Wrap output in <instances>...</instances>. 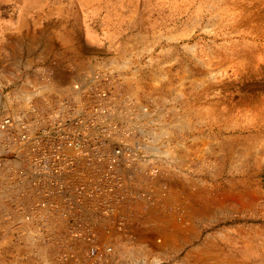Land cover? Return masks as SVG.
I'll return each instance as SVG.
<instances>
[{"label": "rangeland", "instance_id": "obj_1", "mask_svg": "<svg viewBox=\"0 0 264 264\" xmlns=\"http://www.w3.org/2000/svg\"><path fill=\"white\" fill-rule=\"evenodd\" d=\"M89 74L84 105L105 86L115 112L146 110L128 129L124 113L125 127L110 120L117 141L151 150L146 131L165 129L153 148L171 158L144 153L150 196L122 211L120 235L100 236L94 256L60 234L61 219L24 226L15 164L0 196V264H264V0H0V161L17 162L5 158L16 118L67 99L40 97L49 82L66 90Z\"/></svg>", "mask_w": 264, "mask_h": 264}, {"label": "bare ground", "instance_id": "obj_2", "mask_svg": "<svg viewBox=\"0 0 264 264\" xmlns=\"http://www.w3.org/2000/svg\"><path fill=\"white\" fill-rule=\"evenodd\" d=\"M80 76H81V74H80ZM92 80H93L92 76H91V78H89L88 75H86L85 78H83V79L77 77L74 79V82H73L74 86H71V88L66 87L67 88L66 90H64V89L60 90V88H58V86L54 85L55 82H53V85L49 84L50 83L49 82L47 84V86L45 87V90L43 91V95H40V97H44V98L47 97L48 98L50 93H52V95L54 94V95L62 96V97H59V98H61L60 100H63L64 97L68 96V97H66L67 99L60 101V103H58L56 105L54 104L53 106L48 105L49 108L46 111V113L43 115L42 114H35L38 116V120H31L32 117L34 116L33 109L28 110L29 112L26 115V117H20V118H16L14 120V121H20L21 122V126L14 128L15 140L12 143V149H10L13 152V154L16 156L15 160L17 162L11 163V164L10 163H4L3 165H1L2 167L0 168V192L4 188L5 182H8L9 177H10V180L12 179V175L14 174V170H15V164H20V167H19V169L16 170V175H14L13 178L15 177L16 183L18 182V184L20 185L18 188H16V191L19 192V193H17V202H18L17 215L21 218L20 220L22 222H24V224H25L24 226L27 229H29L30 226H34V227H37L40 230V232H44V227L41 223L40 215L45 217V218L53 216V218L51 219V220H53L52 222L56 221L57 223H60V222H58L56 219H61V218H60V216H58L55 213L44 212L46 207H45L44 203L42 202L41 198L39 196L38 197L36 196L38 192H41V190H35L34 187L32 186L31 181L26 174V170L23 168V165H22L23 160L21 158L27 159V160L32 162V166L28 165L27 169H29V170L36 169V168L41 167L43 165V159L42 158L44 155L51 154L54 152H60V153L63 152L64 143H65V139H66L65 138L66 133L73 135V136L83 135L85 133H90V132L92 133V131H97V129L99 127L105 126L104 124H106L109 127L110 123H112V122H110V120H115L116 122H121L122 125H124V127H125V123H126L127 129H128L130 127V125L135 121V119H136L135 116H137L138 113H140L141 111H146L145 108L143 107V105L141 104L138 106L140 112H137L136 115L134 114L137 110L136 108H135L136 110H135V112H133V114L131 113L132 112L131 110H130L131 112L129 111V112L125 113L126 110H123V109H120V111L115 112L114 103H112V102H114L115 98L111 94L110 90H108V91L104 90L105 86L101 87V89H97L98 91L95 94H92V96L89 98V103H88L89 105L88 104L84 105V103H85L84 99H85V97L88 96L87 91L91 90V89H89V87H90V83L92 82ZM130 85L132 86V84H130ZM129 86H128V88H129ZM129 93L130 92L128 91V94ZM132 100L135 103L137 102L135 96L133 97ZM23 101H25V103H32L31 98L27 99L25 96L23 98ZM70 104H72L73 107L69 108V110H68V107ZM55 107H59V108H62L64 110L61 113L58 112L57 114H55L52 117L50 114H52L51 111ZM128 107H131V106L129 105ZM19 108H20V106H19ZM121 108H123V107H121ZM132 109H134V108H132ZM116 110H117V108H116ZM123 113H124V116L122 115ZM62 114H65V115L62 118L61 123L64 124V127L67 129V131H64V130L57 128V124L54 123L56 121L57 117L59 115H62ZM121 115L124 117L125 123L121 120L122 119ZM137 118H138V116H137ZM28 123H30V124H28ZM101 123L103 125H101ZM178 125L179 126L177 128L182 130L181 128H184L186 126V123H181V125L179 123ZM42 128L46 129V136H45L44 140L38 139L36 137V133ZM131 129H133L132 133L135 132L137 134L136 137L142 135V132H143L142 127H140V128L139 127H137V128L133 127V128H130V130ZM110 131H111V127H109V132L107 131L108 132L107 135H98L97 134V136L94 137L93 139L87 136V137H85V139L80 140L79 143H80L81 147L84 148L87 152H89V159L88 160H86V159L80 160L79 165L83 168L81 171H78L73 166L70 167L69 179L67 181V183L69 185L76 187V188H83L86 185H88L90 182H93V181H95V179H98V178H102V179L106 178L109 181H112L111 178L105 176L104 174H105V169L108 167H111V165L113 163L114 171L112 173H109V175H111L114 178L116 186H118L121 190H123L124 193L120 194L118 197H112V203H110V204H107L106 202L101 203L99 211L97 210V208L92 206V200H90V199L82 198L81 200H79L76 203V207L79 209L81 214L83 216H86V220L84 221V223L80 229L82 231L86 232V231H89L91 228H94V230L99 231L100 236H109V237L117 236L120 233L121 228L118 229L117 225L121 221L119 219H123L124 217H125L124 219L127 218L126 214L124 215V217L122 214V211H126L125 210L126 207L128 208V206H133L132 204H135V200H137L138 202H143V199L147 200L146 198L149 195V193H147V192L144 193L142 191V189H144L147 186L148 168H149L148 167V160L145 158L144 153L146 151H147V153H149L152 150V153L157 154L159 157H162L161 155H164L163 157H165V156L170 157L171 156L170 155L171 151H170V153L167 151L169 149L166 150V148H165V151H160L159 147H158L159 150L157 148H153L155 146V144L157 145V143L161 142L160 139H161L165 129L161 133H158V130H154V131L147 130L145 133L146 145L149 146L151 148V150L150 149H146V150L144 149L145 152L143 154H138V155H136V152H137L136 149L137 148L132 147V142H131V140L128 139L127 136H123L122 138L120 137L119 141H117L118 137L115 134L114 135L111 134ZM0 137L3 138L4 134L0 135ZM93 140H97L103 145V147L101 149L102 153H97L96 151L91 150V146L94 145ZM123 141H128V142H126L127 143L126 147H128L132 150V155L134 157L131 158L130 160H127L123 157H119L116 155V153L112 152L113 146L117 145ZM0 145L2 146L1 141H0ZM138 150H140V149H138ZM177 154L179 155V153H177ZM166 157H165V159L167 160ZM177 157H175V158H177ZM89 164L92 165V168L88 167ZM60 166L61 165L57 162H50L49 166L45 170L48 172H53V170L55 168H61ZM54 187L58 188L59 185L56 184V185H54ZM137 189H139V196L135 198L134 195L137 193ZM47 190H51V187H49ZM164 190H163V192H165ZM161 192H162V190H161ZM2 193H3V191L0 193V196L2 195ZM153 193H155V192H153ZM159 193H160V191H159ZM165 193H164V195H165ZM197 194L199 195V193H197ZM63 195H65V192ZM28 197L30 198V200ZM36 197H37V199H36ZM152 198H155V197H152ZM202 198H203V196H202ZM195 200H197V199H195ZM203 201H201V202H203ZM162 202H163V200H162ZM194 205L197 206V204H194ZM194 205H192V206L194 208H196ZM143 206L144 205H141V207H143ZM205 206H206V204H205ZM59 207L61 208L62 213H65V207H63V206L61 207V204H59ZM107 207L109 208V214L108 215L105 214V210ZM152 208H155V207H152ZM199 208H197V209H199ZM7 213H8V211H5V214H7ZM26 213L32 214V216H29L30 219H27ZM156 223L158 225L160 223V220H159V223L157 221H156ZM62 224H63V226L61 227L60 234L67 235V232L64 231V228L68 229V220L65 219V223L62 220ZM165 225H166L165 223H164V225L162 223V226H165ZM170 225L173 226L172 224H170ZM165 227H166V229L168 228L167 225ZM165 227H163V228H165ZM47 228H50V230H48L50 233V236H53V235L58 236V232L54 231L50 225H48ZM173 229L176 231L175 228H171V230H173ZM153 230H155V229H153ZM160 231H163L164 234H166L164 230H160ZM103 232H108V233L102 234ZM172 233H175V232H172ZM167 234H168V232H167ZM169 234H170V232H169ZM162 235H163V233H162ZM163 236L165 238L166 235H163ZM172 236H173V234L170 235V237H172ZM168 238H169V236H168ZM174 241L172 242V244H175ZM112 242H113V240H112ZM165 242L166 241H164V243ZM176 242H177V240H176ZM39 243H43V242L37 241V243L35 244V246L38 249V251H36V253H38V256L41 255L40 253H42V251H43L42 245L40 246ZM133 243H135V241ZM178 244L179 243H177V245ZM139 247H137V248L139 249ZM173 247H174V245H173ZM175 247L177 248L178 246H175ZM162 248H163V246H162ZM44 251H45V249H44ZM110 252H111V250H110ZM122 254H123V252H122ZM38 258H40V257H38ZM44 260H45V258H44ZM29 262H31V261H29ZM27 263H28V261H27Z\"/></svg>", "mask_w": 264, "mask_h": 264}, {"label": "built area", "instance_id": "obj_3", "mask_svg": "<svg viewBox=\"0 0 264 264\" xmlns=\"http://www.w3.org/2000/svg\"><path fill=\"white\" fill-rule=\"evenodd\" d=\"M102 77H97V81H101ZM65 114L59 115L54 123L57 124V128L67 131L64 127V124L61 123L62 118ZM108 126H102L97 129V131H92V133H85L83 135L73 136L68 133L65 135V143H64V150L62 153L54 152L51 154H47L43 156V165L36 169L29 170L27 166H32V162L21 158L23 160L22 165L23 168L26 170V174L31 181L32 186L35 190H41V192L37 193V197L39 196L42 202L45 205L44 212L47 213H55L64 221L65 219L68 220V229L64 228V231L67 232V235L74 238L75 241L79 242L81 245L84 244V248L80 249L72 241V244L76 246V249L81 251H85L89 255H98L103 253L104 249L102 247V243L100 241V233L98 230H94L91 228L89 231H82L80 228L82 227L84 221L86 220V216H83L79 209L76 207V203L81 200L82 198H87L92 200V206L97 208L99 211L101 203H112V197H118L120 194H123L124 191L121 190L115 184L114 178L109 175L114 171L113 163L111 167L105 169V176L111 178L112 181H109L106 178H98L95 181L90 182L83 188H76L67 183L69 179V169L70 167H75L78 171H81L83 168L79 165L80 160L82 159H89V152H87L84 148L80 145V140L85 139V137L94 138L98 135H107ZM46 136V129L42 128L36 133V137L38 139H45ZM94 145L91 146V150L96 151L97 153H102L101 149L103 145L97 141L93 140ZM127 146L126 142H121L117 145L113 146L112 152L116 153L117 156L123 157L127 160H130L134 156L132 155V150ZM136 152V155L143 154L145 150L143 148H139ZM7 157L10 160H14L16 156L6 151ZM4 160L1 164L3 165ZM8 161V160H6ZM50 162H57L61 166V168H55L53 172H48L45 169L49 166ZM89 168H92V165H88ZM160 172H157V176ZM58 184L59 187L55 188L54 185ZM51 187V190H47ZM65 192V195H63ZM36 197V199H37ZM29 198V197H28ZM61 199V200H60ZM30 200V198H29ZM65 207V213H62L61 208ZM105 214H109V208L107 207L105 210ZM27 219H30L29 216H32L31 213H26ZM118 228L123 227V223L119 222L117 225ZM108 232H103L105 234ZM71 250L73 248H70ZM106 251L110 252V247L105 249Z\"/></svg>", "mask_w": 264, "mask_h": 264}]
</instances>
